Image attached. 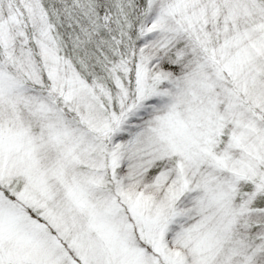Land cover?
Here are the masks:
<instances>
[{
    "label": "snow or ice",
    "instance_id": "6c2138e0",
    "mask_svg": "<svg viewBox=\"0 0 264 264\" xmlns=\"http://www.w3.org/2000/svg\"><path fill=\"white\" fill-rule=\"evenodd\" d=\"M0 264H264V0H0Z\"/></svg>",
    "mask_w": 264,
    "mask_h": 264
}]
</instances>
